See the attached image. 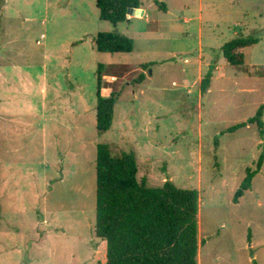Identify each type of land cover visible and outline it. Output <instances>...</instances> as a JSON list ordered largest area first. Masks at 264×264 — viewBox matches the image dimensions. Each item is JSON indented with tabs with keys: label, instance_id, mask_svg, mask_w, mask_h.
<instances>
[{
	"label": "rangeland",
	"instance_id": "rangeland-1",
	"mask_svg": "<svg viewBox=\"0 0 264 264\" xmlns=\"http://www.w3.org/2000/svg\"><path fill=\"white\" fill-rule=\"evenodd\" d=\"M142 2L147 19L113 25L97 0H0V264H105L102 143L114 156L135 152L139 181L199 192V264H264V163L234 202L264 139L254 124L224 133L264 104V0ZM107 32L133 39L134 51L99 52ZM251 35L259 44L231 67L223 46ZM99 68L102 96L120 94L105 134L96 129Z\"/></svg>",
	"mask_w": 264,
	"mask_h": 264
},
{
	"label": "trees",
	"instance_id": "trees-1",
	"mask_svg": "<svg viewBox=\"0 0 264 264\" xmlns=\"http://www.w3.org/2000/svg\"><path fill=\"white\" fill-rule=\"evenodd\" d=\"M142 6V0H97L101 20L113 25L128 22L129 11ZM259 42L254 35L232 39L223 46V57L231 67L242 68L243 51ZM134 47L133 39L117 32L100 33L96 38L97 50L105 54H130ZM214 69L212 66L202 79L203 93L210 90ZM145 78L142 73L137 84ZM102 81L99 68L96 129L105 134L112 129L120 94L113 92L110 97H103ZM253 124L264 139V104L254 117L224 133H235ZM218 143L216 139V146ZM263 163L261 155L256 169H247L235 203L252 188ZM138 174L135 152L114 156L109 144L97 146L96 236L106 243L105 264H199V192L182 189L170 180L161 187H152L146 178L139 181Z\"/></svg>",
	"mask_w": 264,
	"mask_h": 264
},
{
	"label": "crops",
	"instance_id": "crops-1",
	"mask_svg": "<svg viewBox=\"0 0 264 264\" xmlns=\"http://www.w3.org/2000/svg\"><path fill=\"white\" fill-rule=\"evenodd\" d=\"M147 7H145V5H143L142 6V8L140 9V10H143L144 11V13L142 14V15H138V16H128V19H129V21L128 22H131V21H133V20H141V19H147L148 17V13H147V11L149 12V9H146ZM151 12V11H150ZM140 16H142V17H140ZM236 34V33H235ZM142 36H147V37H149V36H152V32H150V30L149 29H147L145 32H142ZM236 37L238 36V35H235ZM235 37V38H236ZM234 38V39H235ZM222 56H223V54H222ZM224 58V57H223ZM214 70H216V67H215V69ZM213 73H214V71H213ZM206 76V75H205ZM213 78V77H212ZM212 81V80H211ZM209 92V91H208ZM118 104V103H117ZM116 104V105H117ZM133 107H135L134 105H133ZM140 106H138V108H139ZM116 108V107H115ZM137 108V107H136ZM126 111H128V110H126ZM138 111V110H137ZM115 113H116V109H115ZM127 117V116H126ZM126 117H125V123H129V121L128 120H126ZM115 118V117H114ZM114 126H115V123H113V126H112V128L114 129ZM118 129V128H117ZM120 129V128H119ZM112 130V129H111ZM110 130V131H111ZM116 130V129H115ZM120 131V130H119ZM119 131H118V133H119ZM126 133H127V135H131L130 133V131H129V128H127L126 129ZM120 134V133H119ZM199 253H200V251H199Z\"/></svg>",
	"mask_w": 264,
	"mask_h": 264
},
{
	"label": "water",
	"instance_id": "water-1",
	"mask_svg": "<svg viewBox=\"0 0 264 264\" xmlns=\"http://www.w3.org/2000/svg\"><path fill=\"white\" fill-rule=\"evenodd\" d=\"M143 13H144V11L140 10V9L130 10L129 11V15L130 16H138V15H142Z\"/></svg>",
	"mask_w": 264,
	"mask_h": 264
}]
</instances>
